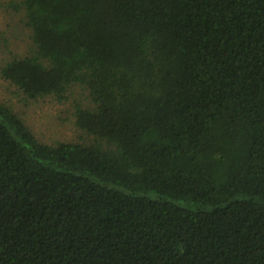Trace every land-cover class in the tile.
<instances>
[{
	"label": "trees",
	"instance_id": "obj_1",
	"mask_svg": "<svg viewBox=\"0 0 264 264\" xmlns=\"http://www.w3.org/2000/svg\"><path fill=\"white\" fill-rule=\"evenodd\" d=\"M26 97L83 86L88 142L0 103V264H264V0H21Z\"/></svg>",
	"mask_w": 264,
	"mask_h": 264
},
{
	"label": "rangeland",
	"instance_id": "obj_2",
	"mask_svg": "<svg viewBox=\"0 0 264 264\" xmlns=\"http://www.w3.org/2000/svg\"><path fill=\"white\" fill-rule=\"evenodd\" d=\"M31 43L21 0H0V68L9 58L24 55ZM0 103L9 105L43 142L91 139L75 124V104L89 103L87 90L78 84L72 85L61 100L52 95L29 98L0 75Z\"/></svg>",
	"mask_w": 264,
	"mask_h": 264
}]
</instances>
